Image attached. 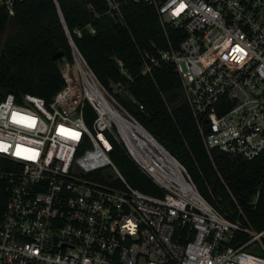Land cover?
Listing matches in <instances>:
<instances>
[{
  "label": "built area",
  "instance_id": "obj_1",
  "mask_svg": "<svg viewBox=\"0 0 264 264\" xmlns=\"http://www.w3.org/2000/svg\"><path fill=\"white\" fill-rule=\"evenodd\" d=\"M15 1L1 0L9 15ZM103 1L120 22L127 3L156 11L167 48L141 52V75L174 68L211 159L214 151L247 161L264 155V0ZM65 32L72 61L61 64L65 85L53 99L0 101V183L8 195L0 264H264V230L243 212L229 220L203 198L186 167L119 102L128 85L105 87ZM128 125L144 129L177 167L147 154ZM115 142L160 194L125 180L110 157ZM238 233L248 240L233 246Z\"/></svg>",
  "mask_w": 264,
  "mask_h": 264
},
{
  "label": "trees",
  "instance_id": "obj_2",
  "mask_svg": "<svg viewBox=\"0 0 264 264\" xmlns=\"http://www.w3.org/2000/svg\"><path fill=\"white\" fill-rule=\"evenodd\" d=\"M107 9L103 0H17L14 15H9L0 0V101L9 94L18 99L32 94L50 102L64 87L60 66L72 61L66 26L105 87L112 91L118 83L128 85L116 95L119 102L186 167L203 198L231 221L242 219L243 212L255 231H263L264 155L247 161L214 151L211 159L174 68L164 64L152 77L141 75V52L167 48L156 11L142 3H127L122 7L124 22H120L106 15ZM89 25L95 34L86 29ZM77 29H83L80 37L75 34ZM169 33L171 38L175 35L174 30ZM59 52L63 57L54 61ZM117 60L132 82L122 74ZM94 117L86 108L90 127ZM110 157L134 188L147 194L161 193L128 159L119 143H114ZM106 180L116 182L112 175ZM7 197L1 182L0 221ZM247 240V235L238 233L232 245Z\"/></svg>",
  "mask_w": 264,
  "mask_h": 264
},
{
  "label": "bare ground",
  "instance_id": "obj_3",
  "mask_svg": "<svg viewBox=\"0 0 264 264\" xmlns=\"http://www.w3.org/2000/svg\"><path fill=\"white\" fill-rule=\"evenodd\" d=\"M130 132L137 137L147 150V154L151 153L154 155L155 160L166 168L175 169L177 166L171 157L158 146V144L151 138V136L140 126L128 125Z\"/></svg>",
  "mask_w": 264,
  "mask_h": 264
},
{
  "label": "water",
  "instance_id": "obj_4",
  "mask_svg": "<svg viewBox=\"0 0 264 264\" xmlns=\"http://www.w3.org/2000/svg\"><path fill=\"white\" fill-rule=\"evenodd\" d=\"M65 29H67L66 26H65ZM63 55H64L63 52H59V53H57L56 55H54L53 60H54V61H57V60H59L60 58H62Z\"/></svg>",
  "mask_w": 264,
  "mask_h": 264
},
{
  "label": "rangeland",
  "instance_id": "obj_5",
  "mask_svg": "<svg viewBox=\"0 0 264 264\" xmlns=\"http://www.w3.org/2000/svg\"><path fill=\"white\" fill-rule=\"evenodd\" d=\"M113 131V133H114V135L116 136V137H118V134H117V132H116V130L115 129H113L112 130ZM114 163V162H113ZM117 167V166H116ZM118 168V167H117ZM118 170H119V168H118ZM120 171V170H119ZM122 174V173H121ZM132 186V185H131Z\"/></svg>",
  "mask_w": 264,
  "mask_h": 264
}]
</instances>
